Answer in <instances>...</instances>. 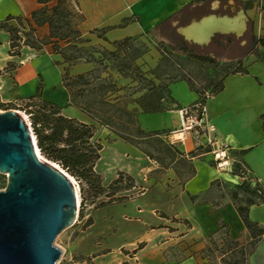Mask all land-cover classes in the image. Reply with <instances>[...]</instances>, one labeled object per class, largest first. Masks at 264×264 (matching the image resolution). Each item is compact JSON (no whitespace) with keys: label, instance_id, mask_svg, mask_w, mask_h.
Wrapping results in <instances>:
<instances>
[{"label":"crops","instance_id":"0c3cea01","mask_svg":"<svg viewBox=\"0 0 264 264\" xmlns=\"http://www.w3.org/2000/svg\"><path fill=\"white\" fill-rule=\"evenodd\" d=\"M54 3L0 0V102L20 107L22 103L47 101L61 107L66 117L94 124L87 115L73 110L63 83L66 72L82 73L90 69V64L68 66L54 50L48 24L37 26L32 19L34 11ZM71 5L76 13L75 27L85 40L83 45L112 44L150 33L178 49L186 46L193 53L198 50L214 61L242 60L245 71L225 76L222 88L206 101L207 115L216 127L215 139L227 145L231 155L237 153L264 191V50H260V60L252 58L248 50L256 33H251L249 26L238 38L218 34L207 44H197L181 32L209 15L234 16L243 11L246 18L253 20L256 15L251 0H72ZM30 27L41 42L39 48L23 46L17 55H12L8 28L23 33ZM189 89L194 94L184 92V99H173L176 107L198 99L197 92ZM127 110L136 113L137 119L146 113L138 105H130ZM156 113L166 119L157 130L177 126L176 109ZM182 146L185 153L195 149L189 136ZM128 149L135 153L134 147ZM112 151L115 152L113 148ZM191 163L194 171L187 181L181 182L177 173L168 168L157 183L140 194L94 210L90 228L100 225L94 239L101 238L95 264L98 259L103 264H210L205 252L210 247V237L216 236L222 226L228 228L232 238L248 234L237 207L245 206L250 197L237 190L241 182L237 176L217 172L213 156L207 152L193 157ZM152 169L146 163L138 174L142 179ZM115 208L120 209L119 217L112 214ZM96 212L106 215L102 213L97 219ZM248 217L264 228V201L251 204Z\"/></svg>","mask_w":264,"mask_h":264},{"label":"rangeland","instance_id":"374dc122","mask_svg":"<svg viewBox=\"0 0 264 264\" xmlns=\"http://www.w3.org/2000/svg\"><path fill=\"white\" fill-rule=\"evenodd\" d=\"M251 1L256 18L253 20L247 18L246 30L250 26L251 33H256L257 39L264 38V0ZM229 35L237 37L235 34ZM237 42L239 40H236V44ZM248 50L253 55L252 58L260 60V50H264V46L259 44L252 49L251 45ZM194 52L203 55L198 50ZM64 55L70 57L68 61L64 60L68 66L76 63L90 64V69L82 73L67 72L64 84L70 94V106L73 110L85 115L90 112L94 117L92 119L87 115L94 122L92 124L95 126L94 139L102 144V148L105 147L94 165V171L101 177V185L105 188L109 186L117 178L119 171L134 181L132 188L112 197L104 193L92 199V192L87 191L86 188L81 189L80 181L71 176L78 187L76 192L79 201L78 212L74 223L63 229L54 240V245L61 250V256L56 264H81L83 261L85 262L83 264H95L96 257L100 255L97 253V246L100 245L101 238L94 239V234L99 231L100 225L95 228H90V225L94 210L101 206L100 203L112 204L117 202L115 198L118 196L125 195L129 198L140 194L144 188L157 183L160 175L168 168H172L177 173L181 182L187 181L192 175L191 170L194 171L192 158L205 152V149H194L185 153L181 142L171 143L168 136L178 128L179 122L171 130H157L166 122L159 113H141L138 120L136 113L130 111L135 115L137 123L139 122L138 126L145 132L136 134L131 118L124 114L127 107L138 105L137 100L147 105L160 95L161 105L168 106L166 111L177 109L174 100L172 102L170 98L184 99V92L191 93L189 87L194 91L205 89L211 95L216 94L218 92L216 87L218 84H223L225 76L237 73L235 70L243 73L245 68L242 60H216L211 64L190 58L178 47L164 43L150 33L131 37L123 45L87 44L77 45L76 49L70 45L64 50ZM73 56L80 57L71 59ZM169 88L171 95L167 92ZM25 104L22 103L20 107L2 105L0 111L10 107L16 108L29 122ZM211 125L214 126L212 123ZM214 129L216 134L215 126ZM128 139H133L135 144H130ZM131 146L136 149L134 154L128 149ZM146 163L153 168L147 174V180L146 177L141 179L138 174ZM6 183V176L0 173V190L5 188ZM127 183L128 180L124 177L123 185ZM102 213L104 212H96L95 217L99 219ZM112 214L119 217L120 209H112ZM122 229H126L125 226ZM209 244L210 247L205 255L208 256L210 264H245L246 262L248 264V257L257 243L256 238L252 239L248 234L240 233L237 238H232L228 228L222 226L216 236L210 237ZM97 261L98 264H103L100 259Z\"/></svg>","mask_w":264,"mask_h":264},{"label":"water","instance_id":"95a60500","mask_svg":"<svg viewBox=\"0 0 264 264\" xmlns=\"http://www.w3.org/2000/svg\"><path fill=\"white\" fill-rule=\"evenodd\" d=\"M238 31L209 29L207 44L215 35H243ZM227 16V15H224ZM201 23V20H199ZM32 128L14 109L0 111V173L7 178L0 190V264H56L61 250L56 236L74 223L78 198L68 174L55 162L39 156ZM248 264H264V236L248 257Z\"/></svg>","mask_w":264,"mask_h":264},{"label":"trees","instance_id":"16d2710c","mask_svg":"<svg viewBox=\"0 0 264 264\" xmlns=\"http://www.w3.org/2000/svg\"><path fill=\"white\" fill-rule=\"evenodd\" d=\"M42 3H46L48 0H39ZM55 3L51 7L44 6L32 13V19L37 26L48 24L49 26V38L53 39L54 50L58 52L62 58L66 61L70 59L64 55V50L68 46H73L75 49L77 45H83L85 42L81 38L79 31L76 29L74 19L76 13L71 5L72 0H54ZM250 4L248 3V6ZM10 34V52L12 55H17L23 46H30L39 48L40 40H38L34 34V28L30 27L28 31L21 32L8 28ZM130 38H126L120 42H116L118 45H123ZM59 42H64L66 45L60 46ZM258 44H264V38L257 39L252 38V49ZM82 47V46H80ZM180 50L185 52L190 58L198 59L203 62L213 64L215 61L210 57L199 56L192 52L186 46H180ZM80 56H73L71 59L79 58ZM239 70H235L238 72ZM67 72L63 76V83ZM126 76L127 74H123ZM66 87V85L64 84ZM222 88L221 84H218L216 91ZM67 89V87H66ZM203 89H198L196 92L199 96ZM170 95V91H167ZM173 102V99L170 98ZM162 97L157 95L154 102L144 105L137 100L138 106L143 112L156 113L164 112L168 110V106H162ZM3 104L0 103V106ZM26 110H28V117L32 132L36 139L37 147L40 153L48 160L57 163L67 174L80 181L81 189L86 188L87 191L92 192L93 198L99 195L106 194L108 197H112L119 192L130 189L134 186V181L129 176H126L123 172L117 173V178L107 186L106 188L101 185V177L94 171V165L100 158V152L102 150V144L94 139L95 126L81 122L75 118H69L61 114V107L52 104L47 101H40L38 103L27 102ZM124 114L131 118L132 126H135L136 134H144L145 132L138 126L135 115L129 110H125ZM87 115L94 119L90 112ZM136 136V135H135ZM130 144H135L133 139L127 140ZM237 157V153L232 154ZM240 163H234L235 172L238 174V169L241 165L239 156L236 158ZM193 172V169L191 170ZM126 177L128 183L123 185V178ZM237 190L245 192L250 198L247 199L245 206H238V214L247 229L248 236L250 238H256L258 243L262 236H264V228L260 227L257 223L250 221L248 217V207L251 204H256L264 201L263 192L260 194L259 186L252 187L248 182H240L237 184ZM112 191H108V190ZM237 193V192H236ZM125 195L115 198L116 201H122L127 199ZM109 202H102L100 205H105ZM246 259V258H245ZM247 264V262L245 263Z\"/></svg>","mask_w":264,"mask_h":264},{"label":"built area","instance_id":"2783aa9c","mask_svg":"<svg viewBox=\"0 0 264 264\" xmlns=\"http://www.w3.org/2000/svg\"><path fill=\"white\" fill-rule=\"evenodd\" d=\"M256 1L261 2V0ZM211 96L207 90L203 89L196 101L190 105L177 108L176 113L179 117L178 128L172 131L168 138L171 143H174V141L183 143L184 139L189 136L194 141L195 149H205V152L213 156V165L217 172L234 174V163H240V161L230 154L227 145L215 139L213 135L215 131L214 126L208 120L206 101ZM175 133H180L182 136L177 139L174 137ZM172 137L174 138L173 140ZM237 172L236 176L241 182H248L252 187H260V181L251 175L242 162ZM262 192L264 196V191L261 188L259 193L261 194Z\"/></svg>","mask_w":264,"mask_h":264},{"label":"bare ground","instance_id":"6f19581e","mask_svg":"<svg viewBox=\"0 0 264 264\" xmlns=\"http://www.w3.org/2000/svg\"><path fill=\"white\" fill-rule=\"evenodd\" d=\"M238 14L241 15V12H239ZM233 26H237L238 31L241 32L243 26H244V22L242 19L238 18H231L229 16H216V15H209L204 17L200 22H195L193 25H190L186 28H183L181 30V32L184 34V36L186 37V39H188L189 41H195V42H206L207 40V31L210 29H231ZM20 112V111H19ZM22 115V114H21ZM182 135L180 133H175L174 137L179 139ZM36 151L38 152L39 156H41L42 158H44L37 145H36ZM69 176V175H68ZM70 177V180L72 181V183L74 184V187L76 189V192L78 190V187L76 185V182L74 181V179ZM78 198V195H77ZM79 203V201H78Z\"/></svg>","mask_w":264,"mask_h":264}]
</instances>
